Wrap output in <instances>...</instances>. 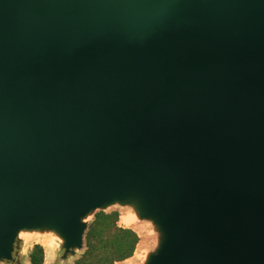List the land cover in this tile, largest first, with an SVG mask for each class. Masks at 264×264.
<instances>
[{
	"label": "water",
	"instance_id": "water-1",
	"mask_svg": "<svg viewBox=\"0 0 264 264\" xmlns=\"http://www.w3.org/2000/svg\"><path fill=\"white\" fill-rule=\"evenodd\" d=\"M134 202L147 264H264V0H0V261Z\"/></svg>",
	"mask_w": 264,
	"mask_h": 264
},
{
	"label": "rangeland",
	"instance_id": "rangeland-1",
	"mask_svg": "<svg viewBox=\"0 0 264 264\" xmlns=\"http://www.w3.org/2000/svg\"><path fill=\"white\" fill-rule=\"evenodd\" d=\"M123 207V205L115 204L106 208L96 209L89 215L88 221L84 223L86 224V230L84 247L82 249L76 248L71 253L66 254L65 246L53 235L48 237L49 239H53V244L45 245L39 242V237L36 234H24L22 237L18 236L15 244V258L17 262L0 261V264H32L31 259L39 258L41 251L44 257L43 264H87L88 259L85 255L87 251L86 233L100 218L112 215H117L116 227L131 230L138 238L133 256L128 260L115 264H147L149 258L146 260V256L150 257L157 253L164 239L163 234L152 219H145L138 226H128L126 224L128 221L125 222L123 216Z\"/></svg>",
	"mask_w": 264,
	"mask_h": 264
},
{
	"label": "trees",
	"instance_id": "trees-1",
	"mask_svg": "<svg viewBox=\"0 0 264 264\" xmlns=\"http://www.w3.org/2000/svg\"><path fill=\"white\" fill-rule=\"evenodd\" d=\"M116 218L117 215L103 216L86 233L87 264H115L133 256L138 238L133 231L116 227ZM31 263L43 264V252Z\"/></svg>",
	"mask_w": 264,
	"mask_h": 264
},
{
	"label": "bare ground",
	"instance_id": "bare-ground-1",
	"mask_svg": "<svg viewBox=\"0 0 264 264\" xmlns=\"http://www.w3.org/2000/svg\"><path fill=\"white\" fill-rule=\"evenodd\" d=\"M116 204H120L123 205V216L125 219V222L128 221L126 224L128 226H138L139 223L143 222V220L147 219L144 217V211H143V207L142 204H138V202H134L132 204H121V203H116ZM115 205V204H114ZM129 205V206H126ZM91 214V212L89 214H87L86 216H84L82 218V223H85L86 221H88L89 219V215ZM141 230V228H139ZM139 230V231H140ZM27 234V235H34L36 234L39 237V242L42 244H53V239H49L48 237L50 236H55L56 239H58L63 245L66 244V238L65 236L60 233L58 230H56L55 228H50V227H43V228H34V229H25L19 232L18 236L20 235V237H22V235ZM147 258H149L148 256H146V260Z\"/></svg>",
	"mask_w": 264,
	"mask_h": 264
}]
</instances>
